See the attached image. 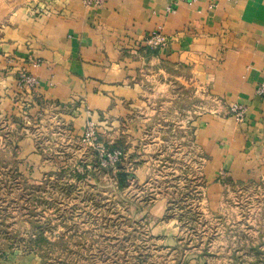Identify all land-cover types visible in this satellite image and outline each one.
<instances>
[{"label": "rangeland", "instance_id": "rangeland-1", "mask_svg": "<svg viewBox=\"0 0 264 264\" xmlns=\"http://www.w3.org/2000/svg\"><path fill=\"white\" fill-rule=\"evenodd\" d=\"M169 71L167 90L147 78L153 119L137 139L128 132V151L109 148L100 133L112 132L93 120L85 132L41 127L37 77L29 89L18 76L17 115L0 86V264H264V198L206 200L189 123L212 101ZM21 118L29 132H16Z\"/></svg>", "mask_w": 264, "mask_h": 264}, {"label": "crops", "instance_id": "crops-1", "mask_svg": "<svg viewBox=\"0 0 264 264\" xmlns=\"http://www.w3.org/2000/svg\"><path fill=\"white\" fill-rule=\"evenodd\" d=\"M153 32L168 46L147 48ZM23 68L40 82L30 101L41 127L62 121L60 132H85L93 120L99 132H112L110 139L100 133L108 145L126 151L128 132L137 139L153 119L147 78L167 90L169 70H178L212 101L189 123L204 160L206 200H263L264 0H109L100 7L0 0V86L8 87L3 106L14 115L24 108L13 102ZM236 104L246 108L243 119L232 112ZM20 121L16 132H29Z\"/></svg>", "mask_w": 264, "mask_h": 264}, {"label": "built area", "instance_id": "built-area-1", "mask_svg": "<svg viewBox=\"0 0 264 264\" xmlns=\"http://www.w3.org/2000/svg\"><path fill=\"white\" fill-rule=\"evenodd\" d=\"M86 7L91 6H103L109 0H82ZM169 44L168 38L162 34L161 32H153L151 33L145 40V46L150 50L163 49L167 47ZM20 85L23 87L33 88L38 84V80L36 77L28 74L26 69H23L19 74ZM258 94L264 97V83H261L257 89ZM232 112L240 119L245 117L246 108L242 105L236 104L232 106ZM87 132H94L93 126H90V129Z\"/></svg>", "mask_w": 264, "mask_h": 264}, {"label": "trees", "instance_id": "trees-1", "mask_svg": "<svg viewBox=\"0 0 264 264\" xmlns=\"http://www.w3.org/2000/svg\"><path fill=\"white\" fill-rule=\"evenodd\" d=\"M102 138V137H101ZM100 138V139H101ZM108 145V144H107ZM109 146V148H114V145H112V146H110V145H108ZM115 147H118L117 145H115ZM118 149H122L123 150V148H121V147H118Z\"/></svg>", "mask_w": 264, "mask_h": 264}]
</instances>
